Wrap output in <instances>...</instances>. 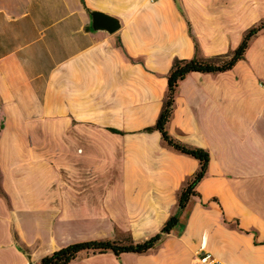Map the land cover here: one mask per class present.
<instances>
[{"label": "crops", "instance_id": "0c3cea01", "mask_svg": "<svg viewBox=\"0 0 264 264\" xmlns=\"http://www.w3.org/2000/svg\"><path fill=\"white\" fill-rule=\"evenodd\" d=\"M94 12L119 28H95ZM262 20L264 0H0V264L141 242L173 215L147 252L68 264H194L201 251L264 264V30L231 69L179 82L167 130L210 153L183 209L200 162L145 131L176 59L227 58Z\"/></svg>", "mask_w": 264, "mask_h": 264}, {"label": "trees", "instance_id": "16d2710c", "mask_svg": "<svg viewBox=\"0 0 264 264\" xmlns=\"http://www.w3.org/2000/svg\"><path fill=\"white\" fill-rule=\"evenodd\" d=\"M263 30L264 20L246 32L241 44L227 58L222 56L213 60L198 58L176 59L171 67L168 76V92L163 108L156 123L153 126L145 128V131L159 130L168 145L182 153L195 157L200 162L199 170L191 179L187 181L186 185L180 192L179 207L181 209L187 205L193 195H198L196 186L206 174L210 162V153L203 148L189 146L178 141L167 130V124L173 115L175 95L179 82L190 72H221L231 69L240 59L244 57L251 39ZM112 130L115 131L114 129ZM178 222V215L171 216L164 224L160 232L141 242H135L133 240L122 242L111 239L77 242L44 257L37 264H68L84 251H91L93 253L113 252L118 256L126 252L144 253L155 247L163 235L169 233L178 224Z\"/></svg>", "mask_w": 264, "mask_h": 264}, {"label": "water", "instance_id": "95a60500", "mask_svg": "<svg viewBox=\"0 0 264 264\" xmlns=\"http://www.w3.org/2000/svg\"><path fill=\"white\" fill-rule=\"evenodd\" d=\"M94 26L98 29H107L110 32H114L119 28V22L110 16H107L100 12H94Z\"/></svg>", "mask_w": 264, "mask_h": 264}, {"label": "built area", "instance_id": "2783aa9c", "mask_svg": "<svg viewBox=\"0 0 264 264\" xmlns=\"http://www.w3.org/2000/svg\"><path fill=\"white\" fill-rule=\"evenodd\" d=\"M194 264H228V262L215 257L209 252L201 251L196 254Z\"/></svg>", "mask_w": 264, "mask_h": 264}]
</instances>
